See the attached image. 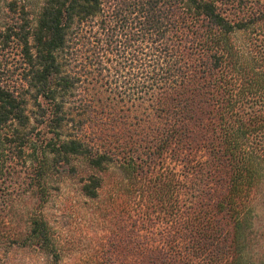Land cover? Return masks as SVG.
Here are the masks:
<instances>
[{"label": "trees", "instance_id": "16d2710c", "mask_svg": "<svg viewBox=\"0 0 264 264\" xmlns=\"http://www.w3.org/2000/svg\"><path fill=\"white\" fill-rule=\"evenodd\" d=\"M78 161L85 196L111 193L99 264L264 263L247 251L264 237V0H0V242L60 264L44 207Z\"/></svg>", "mask_w": 264, "mask_h": 264}, {"label": "rangeland", "instance_id": "374dc122", "mask_svg": "<svg viewBox=\"0 0 264 264\" xmlns=\"http://www.w3.org/2000/svg\"><path fill=\"white\" fill-rule=\"evenodd\" d=\"M33 16L36 18L35 11ZM78 163L81 169L78 175L55 173L51 180L50 199L44 207V212L58 245L60 264H99L100 261L105 262L104 258H107L101 244L105 243L114 227L113 220L110 221L106 213L111 193L107 188L100 198L92 199L85 196L81 191V177L86 173L85 166L81 161ZM113 177V174L107 176L112 181L115 179ZM34 203V198H17L15 221L18 224L25 221L22 217L25 208ZM260 223L264 224L263 211ZM257 237L258 234L255 233L253 241L249 242L250 246L247 248L251 259L256 260L264 255V237L258 241ZM7 244L8 242H0V264H55L51 256L38 248L21 247L17 244H11L12 246L8 248Z\"/></svg>", "mask_w": 264, "mask_h": 264}]
</instances>
